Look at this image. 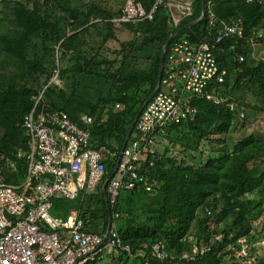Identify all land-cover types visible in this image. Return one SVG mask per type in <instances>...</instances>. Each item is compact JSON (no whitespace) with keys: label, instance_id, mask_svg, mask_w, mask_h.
<instances>
[{"label":"trees","instance_id":"16d2710c","mask_svg":"<svg viewBox=\"0 0 264 264\" xmlns=\"http://www.w3.org/2000/svg\"><path fill=\"white\" fill-rule=\"evenodd\" d=\"M138 1L148 9L155 0ZM2 2L8 27L0 34V165L6 161L14 163L16 171L6 177L13 183L21 182L26 173L25 153L29 145L21 124L38 89L46 85L43 98L50 108L62 109L73 119L82 113L95 118L92 147L121 148L136 112L156 87L160 53L168 37L179 30L172 44L183 34L196 40L207 33L208 16L198 21L201 0L193 1L192 13L177 25L163 4L151 20L119 24L112 18L121 14L122 7L115 15L97 2L84 6L71 5L68 0ZM212 11L218 21H243L242 36L227 38L214 51L220 66L227 71L217 89L236 108L231 110L226 104L216 105L204 99L194 101L198 110L195 118L173 127L170 146L149 170L153 190L121 191L116 206L121 213L117 228L123 243L134 251L157 241H163L169 249H184L189 245L183 238L193 230L199 242L222 232L223 240L212 244L214 252L203 254L200 264H241L234 257L226 258L223 250L240 236L257 240L264 230V219L255 224L250 220L252 201L247 197L264 181V135L251 131L224 143L221 138L234 119H243L237 115L241 106L244 117L249 116L248 108L264 114V57L256 59L252 55L255 44H264V0H216ZM117 24L132 32V38L111 58L102 55L91 41L98 38L105 44L115 37ZM144 48L155 49L149 67L128 68ZM31 51H35L32 56ZM48 55L57 58L63 86L48 83L53 74L43 63ZM31 74L43 77L42 82L35 87L29 85L26 78ZM90 75L103 81L94 100L81 93L84 77ZM115 102L124 108L114 111ZM214 140H218L214 155L202 162L188 158L201 145H211ZM111 172L109 165L101 186ZM80 203L82 215L89 217L86 229L104 232L109 210L102 189L84 194ZM259 205H264V196ZM205 207L211 209L210 215L205 213ZM257 264H264V247L259 251Z\"/></svg>","mask_w":264,"mask_h":264},{"label":"built area","instance_id":"2783aa9c","mask_svg":"<svg viewBox=\"0 0 264 264\" xmlns=\"http://www.w3.org/2000/svg\"><path fill=\"white\" fill-rule=\"evenodd\" d=\"M193 1L155 0L147 9L141 1L125 0L121 14L112 21L136 24L151 20L163 4L177 25L192 13ZM215 1L203 0L201 4L202 19L208 16L203 37L194 40L183 34L167 46L158 88L142 107L121 148L92 147L95 118L82 113L73 119L62 109L50 108L43 98L46 85L32 95V106L21 124L29 145L24 179L7 181L6 177L16 171L15 165L11 161L0 165V264H200L203 254L214 252L212 244L223 240L222 232L199 242L196 230L183 238L188 248L169 249L157 241L134 251L119 236L121 213L116 206L123 190H153L149 170L170 146L173 127L195 118L198 110L194 101L204 99L236 108L217 89L227 71L214 51L227 38L242 36L243 21H218L212 11ZM50 82L61 86L58 69ZM123 108L122 103H114V111ZM237 110L239 118H244V107ZM109 165L113 174L106 184V230L91 232L86 229L89 217L82 215L80 202L84 194L102 189ZM205 213L212 211L205 207ZM262 247L264 230L259 239L240 236L223 251L226 258L234 257L241 264H257Z\"/></svg>","mask_w":264,"mask_h":264},{"label":"rangeland","instance_id":"374dc122","mask_svg":"<svg viewBox=\"0 0 264 264\" xmlns=\"http://www.w3.org/2000/svg\"><path fill=\"white\" fill-rule=\"evenodd\" d=\"M30 3H32L33 0H29ZM71 5L76 6H84L86 3L90 2H97L101 6L106 7L111 13L117 14L119 10L122 7V4L124 0H68ZM2 0H0V34H3L7 31L8 24L5 22L4 14L1 11L3 4ZM115 37L108 40L105 44L102 45L101 41L99 39H93L91 41L93 47L97 49L102 55H107L111 58H113L116 53L121 47L124 42H127L132 38V32H130L128 29L124 28V26L116 25L115 26ZM155 49H146L144 48L141 50L133 64H131L128 68H133L136 70H143L147 69L151 62V57ZM32 52V51H31ZM33 51L31 53V56L34 55ZM254 58H260L264 57V44L257 43L254 45L253 53ZM43 63L46 66L47 70L49 72H52L54 74V71L57 69L56 65H58L57 58H53L52 56L48 55L44 57ZM56 68V69H55ZM52 74V76H53ZM51 76V77H52ZM37 74H31L29 75L26 80L27 83L31 86H37L36 84L39 82H42L41 76L37 78ZM84 84L81 90V93L85 95L87 98L94 100L98 92L103 86L102 79L98 78L95 75L85 76L84 77ZM61 86H63V82L60 80ZM247 113H249L248 117H244L243 119H234L230 129L226 133V135L223 136V139L221 138L222 143L224 141L231 138L233 140L236 136L243 135L247 132L255 131L256 133H262L264 135V114H256L253 110L248 108ZM2 134V129L0 128V136ZM218 140H214L211 142V145L202 146L199 148V150L193 154V156H189L188 158H192L195 162H202L207 157L214 155V145ZM220 143V142H219ZM254 165V164H253ZM263 184L258 186L257 188L253 189L247 197L252 201L250 205V220L253 224L256 222L261 223L264 219V205H259V199L264 196V181ZM262 209V213H259V210Z\"/></svg>","mask_w":264,"mask_h":264},{"label":"water","instance_id":"95a60500","mask_svg":"<svg viewBox=\"0 0 264 264\" xmlns=\"http://www.w3.org/2000/svg\"><path fill=\"white\" fill-rule=\"evenodd\" d=\"M201 4H203V0H201ZM202 19V14L200 15V17L198 18V21ZM179 30H176L175 32H173L167 39V41L165 42V44L162 46V49H161V53H160V62H159V69H158V79H157V84H156V87L155 89L153 90V92L150 94V96L143 102V104L140 106V108L138 109V111L136 112V115H135V118L133 119V121L131 122L128 130H127V133H126V136H125V139H124V142H123V145L126 144L130 134H131V131L134 127V124H135V121H136V118L138 117L142 107L144 106V104L147 102V100L154 94V92L157 90L158 88V84L160 82V78H161V74H162V65H163V61H164V55H165V50L167 48V46L170 44L171 40L173 39V37L178 33ZM113 172L104 180L103 184H102V191H103V194L104 196L106 197V184L108 182V180L110 179V177L112 176Z\"/></svg>","mask_w":264,"mask_h":264}]
</instances>
